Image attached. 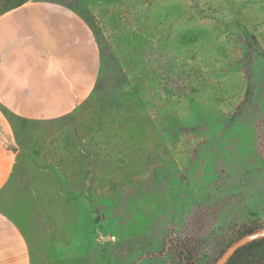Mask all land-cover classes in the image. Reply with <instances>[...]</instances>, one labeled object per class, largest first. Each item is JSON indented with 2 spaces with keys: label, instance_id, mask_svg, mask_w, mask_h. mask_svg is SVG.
<instances>
[{
  "label": "rangeland",
  "instance_id": "374dc122",
  "mask_svg": "<svg viewBox=\"0 0 264 264\" xmlns=\"http://www.w3.org/2000/svg\"><path fill=\"white\" fill-rule=\"evenodd\" d=\"M42 1L88 23L99 72L60 117L1 106L18 159L0 210L33 250L216 264L264 232V0Z\"/></svg>",
  "mask_w": 264,
  "mask_h": 264
},
{
  "label": "crops",
  "instance_id": "0c3cea01",
  "mask_svg": "<svg viewBox=\"0 0 264 264\" xmlns=\"http://www.w3.org/2000/svg\"><path fill=\"white\" fill-rule=\"evenodd\" d=\"M99 51L88 23L71 7L29 1L0 15V195L18 159L14 133L1 106L19 116L49 120L71 112L93 90ZM0 210V264H77L50 260ZM49 255V253H48Z\"/></svg>",
  "mask_w": 264,
  "mask_h": 264
},
{
  "label": "trees",
  "instance_id": "16d2710c",
  "mask_svg": "<svg viewBox=\"0 0 264 264\" xmlns=\"http://www.w3.org/2000/svg\"><path fill=\"white\" fill-rule=\"evenodd\" d=\"M26 1L22 0L19 4ZM227 264H264V237L256 239L240 248Z\"/></svg>",
  "mask_w": 264,
  "mask_h": 264
},
{
  "label": "water",
  "instance_id": "95a60500",
  "mask_svg": "<svg viewBox=\"0 0 264 264\" xmlns=\"http://www.w3.org/2000/svg\"><path fill=\"white\" fill-rule=\"evenodd\" d=\"M264 237L263 231H256L254 233L248 234L246 236H243L239 240H237L235 243H233L219 258L216 264H227L228 261L231 259V257L243 246L246 244Z\"/></svg>",
  "mask_w": 264,
  "mask_h": 264
}]
</instances>
